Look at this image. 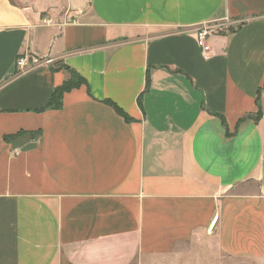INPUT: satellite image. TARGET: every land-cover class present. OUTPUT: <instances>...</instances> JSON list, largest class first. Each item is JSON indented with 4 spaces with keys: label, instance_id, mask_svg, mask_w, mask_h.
Listing matches in <instances>:
<instances>
[{
    "label": "crops",
    "instance_id": "obj_1",
    "mask_svg": "<svg viewBox=\"0 0 264 264\" xmlns=\"http://www.w3.org/2000/svg\"><path fill=\"white\" fill-rule=\"evenodd\" d=\"M190 243L264 261V0H0V264Z\"/></svg>",
    "mask_w": 264,
    "mask_h": 264
},
{
    "label": "rangeland",
    "instance_id": "obj_2",
    "mask_svg": "<svg viewBox=\"0 0 264 264\" xmlns=\"http://www.w3.org/2000/svg\"><path fill=\"white\" fill-rule=\"evenodd\" d=\"M16 2L22 3L33 2L38 3L40 1L44 2V0H15ZM37 65V64H35ZM32 67H27L24 71L28 69H32ZM202 243H190L188 245H181L178 247L179 252H177L176 256L181 257V259H174L169 264H264V261H254V260H240V259H232L227 258L222 255H218L212 251H205ZM208 250V249H207Z\"/></svg>",
    "mask_w": 264,
    "mask_h": 264
},
{
    "label": "trees",
    "instance_id": "obj_3",
    "mask_svg": "<svg viewBox=\"0 0 264 264\" xmlns=\"http://www.w3.org/2000/svg\"><path fill=\"white\" fill-rule=\"evenodd\" d=\"M54 69H60V70L65 71L68 74V78L61 84V86H59L58 88H56L53 91V93L49 99V102H48L47 106L45 107L46 109H58L61 106V100H62V96L64 93H67L73 89H76L82 85H85V81L75 71L71 70L69 67L63 65L62 63H60V62L56 63L54 65ZM109 104L112 105V107L115 109V111L119 115H122L126 121H129V118L127 116H125L120 111L119 108H117L115 105H113L111 103H109ZM15 137L16 136H14V137L7 136L4 139H5V141H8V140H11Z\"/></svg>",
    "mask_w": 264,
    "mask_h": 264
},
{
    "label": "built area",
    "instance_id": "obj_4",
    "mask_svg": "<svg viewBox=\"0 0 264 264\" xmlns=\"http://www.w3.org/2000/svg\"><path fill=\"white\" fill-rule=\"evenodd\" d=\"M209 29L207 27L200 28L197 32V39L198 44L201 47L203 53H207V46H206V37L209 34ZM16 66L20 71H24L28 66L27 59L25 57H19L16 61ZM218 216H215L208 228L211 231L217 222Z\"/></svg>",
    "mask_w": 264,
    "mask_h": 264
}]
</instances>
